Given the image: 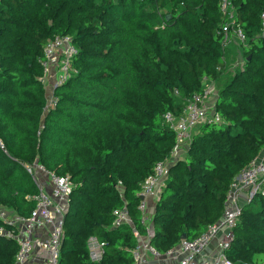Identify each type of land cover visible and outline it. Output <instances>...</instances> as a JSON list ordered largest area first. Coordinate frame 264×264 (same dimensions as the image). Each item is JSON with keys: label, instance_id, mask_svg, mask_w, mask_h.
Masks as SVG:
<instances>
[{"label": "trees", "instance_id": "16d2710c", "mask_svg": "<svg viewBox=\"0 0 264 264\" xmlns=\"http://www.w3.org/2000/svg\"><path fill=\"white\" fill-rule=\"evenodd\" d=\"M231 2L247 43L225 80L220 0H0V203L32 214L40 188L25 163L71 177L60 264H134V229L145 233L139 194L176 143L164 115L181 114L205 77L218 86L223 121L199 124L172 163L151 243L165 253L222 218L233 181L264 152V0ZM56 35L73 37L76 73L45 112L41 60ZM125 205L135 227H113V211ZM234 233L232 264H264V193L243 206ZM91 235L105 242L98 263ZM17 251L0 233V264H15Z\"/></svg>", "mask_w": 264, "mask_h": 264}, {"label": "built area", "instance_id": "2783aa9c", "mask_svg": "<svg viewBox=\"0 0 264 264\" xmlns=\"http://www.w3.org/2000/svg\"><path fill=\"white\" fill-rule=\"evenodd\" d=\"M220 9L227 18L220 29L223 48H227L233 40L245 45L247 38L242 26L234 24L235 7L231 0H220ZM260 34L264 36V12L261 14ZM77 51L71 35H56L44 45L41 81L46 91L45 112L58 103L55 89L64 85L76 73L72 62ZM214 84L205 77L204 91L195 93L181 114L167 112L164 115L167 124L176 133V143L170 156L159 161L154 172L145 179L139 194L143 196L140 197L139 209L142 212L141 222L145 226V233L140 234L134 229L137 238L132 249L134 264H232L226 250L234 239V227L242 215L243 206L251 202L255 195L264 193V157L260 155L233 181L220 221L210 225L195 239H182L177 246L165 253L151 243L154 236V214L150 210L149 200H152L155 209L170 167L188 148L195 128L206 121H223L215 110L218 90ZM0 147L5 149L2 141ZM24 168L33 175L40 188L35 196L36 206L30 216H24L0 203V220L12 227V230L1 227L0 233L13 236L18 243L15 264H27L33 258L37 259L36 264H60L65 214L70 205L74 183L69 175H59L37 161L32 164L25 163ZM43 175L47 177L50 189L40 180ZM113 214V227L123 224L135 227L126 205L115 209ZM215 239H218L216 250L207 253V248ZM87 247L92 262L98 263L103 259L105 242L98 236L91 235L87 240Z\"/></svg>", "mask_w": 264, "mask_h": 264}, {"label": "rangeland", "instance_id": "374dc122", "mask_svg": "<svg viewBox=\"0 0 264 264\" xmlns=\"http://www.w3.org/2000/svg\"><path fill=\"white\" fill-rule=\"evenodd\" d=\"M241 43L237 40H233L232 43H230L227 51V57L229 58V69L227 74L224 75V79L226 80L229 75L238 67L243 64L244 61V54L242 52V49L240 47ZM223 80V79H222ZM219 83V82H217ZM216 88H218L217 84H214ZM154 211V209H153Z\"/></svg>", "mask_w": 264, "mask_h": 264}, {"label": "crops", "instance_id": "0c3cea01", "mask_svg": "<svg viewBox=\"0 0 264 264\" xmlns=\"http://www.w3.org/2000/svg\"><path fill=\"white\" fill-rule=\"evenodd\" d=\"M261 157H264V152H262L261 154ZM41 179L43 182H45L47 184V188L50 189V185H49V182H48V179L45 175L43 176H40ZM149 203H150V210L151 212H154L153 211V206H152V200H149ZM154 205V204H153ZM217 243H218V239H215L211 242V244L209 245V247L207 248L206 252L207 253H211L213 252L214 250H216L217 248ZM37 263V259L36 258H33L30 262H28L27 264H36Z\"/></svg>", "mask_w": 264, "mask_h": 264}, {"label": "water", "instance_id": "95a60500", "mask_svg": "<svg viewBox=\"0 0 264 264\" xmlns=\"http://www.w3.org/2000/svg\"><path fill=\"white\" fill-rule=\"evenodd\" d=\"M140 197L142 198L143 196H140ZM182 239H186V236H185V235H183V236H182Z\"/></svg>", "mask_w": 264, "mask_h": 264}]
</instances>
